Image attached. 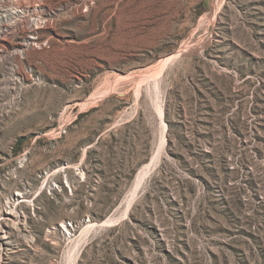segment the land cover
<instances>
[{
  "label": "rangeland",
  "instance_id": "obj_1",
  "mask_svg": "<svg viewBox=\"0 0 264 264\" xmlns=\"http://www.w3.org/2000/svg\"><path fill=\"white\" fill-rule=\"evenodd\" d=\"M0 264H264V0H0Z\"/></svg>",
  "mask_w": 264,
  "mask_h": 264
},
{
  "label": "bare ground",
  "instance_id": "obj_2",
  "mask_svg": "<svg viewBox=\"0 0 264 264\" xmlns=\"http://www.w3.org/2000/svg\"><path fill=\"white\" fill-rule=\"evenodd\" d=\"M35 1H38V0H35ZM39 6V5H38ZM28 8V10L30 11V10H33V11H37V9L38 8H36L37 7V5L35 6V7H30V5H28L27 6ZM13 25L12 24H7V25H5V26H3L2 28H3V30L5 31V32H7L8 30H10L11 29V27H12ZM38 28L39 27H34L33 28V30L31 31V33L28 35V38H26L25 39V41L23 42L24 43V45L25 46H30L31 44H33V43H35V41H36V38H37V32H38ZM168 60V59H167ZM165 62V61H164ZM162 64H164L163 62H162ZM162 140V139H161ZM158 154V153H157ZM157 157V156H156ZM154 158V157H153ZM152 158V159H153ZM149 166L150 165H147V166H145V168L143 169V171H141L139 174H138V176H137V184H139L140 183V181L143 179V177L145 176L144 174H146V169L147 168H149ZM144 175V176H143ZM142 182V181H141ZM139 186V185H138ZM136 189V188H135ZM16 195L18 196V195H20V193L18 194V193H16ZM19 197V196H18ZM18 197H16L15 198V200H17L18 199ZM6 214H11V212H8V213H6ZM109 220H110V217H109V219L107 220V222H109ZM105 224V223H104ZM110 224V223H109Z\"/></svg>",
  "mask_w": 264,
  "mask_h": 264
},
{
  "label": "trees",
  "instance_id": "obj_3",
  "mask_svg": "<svg viewBox=\"0 0 264 264\" xmlns=\"http://www.w3.org/2000/svg\"><path fill=\"white\" fill-rule=\"evenodd\" d=\"M119 184L118 186H116L114 189L111 190V196L109 197V201L108 202H103V205H104V208H106V206H108L109 203H111V198H112V195L115 194V193H118L119 190ZM103 190V189H101ZM104 208H101V211L104 209ZM111 208V207H110ZM120 228V225L119 226H116L115 228H113V230H116V229H119Z\"/></svg>",
  "mask_w": 264,
  "mask_h": 264
}]
</instances>
